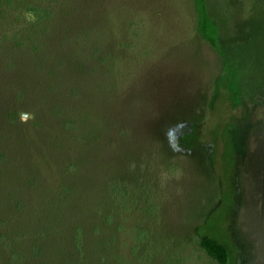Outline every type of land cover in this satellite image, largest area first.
I'll return each mask as SVG.
<instances>
[{"label":"rangeland","instance_id":"obj_1","mask_svg":"<svg viewBox=\"0 0 264 264\" xmlns=\"http://www.w3.org/2000/svg\"><path fill=\"white\" fill-rule=\"evenodd\" d=\"M207 2L224 57L192 0H0L9 43L29 7L55 17L35 59L0 39V226L28 264H219L204 235L264 264V102L242 106L264 94V0Z\"/></svg>","mask_w":264,"mask_h":264},{"label":"trees","instance_id":"obj_2","mask_svg":"<svg viewBox=\"0 0 264 264\" xmlns=\"http://www.w3.org/2000/svg\"><path fill=\"white\" fill-rule=\"evenodd\" d=\"M194 3V10L197 13V18H198V25H197V30L200 36L207 41L222 57L225 55L223 52V47L221 44V30L219 25L216 23L215 19L211 16L210 10H209V5L207 0H192ZM241 4L243 7V0H241ZM250 14V13H249ZM247 14L245 18L249 19L248 17L250 16ZM23 15L26 17V21L22 26L17 27L16 29H11L10 30V35L12 36V41L9 43L8 41V34L2 35L0 39L5 40L4 44H11L13 47V50L16 52L22 53V51L27 50L28 53H23L24 55L21 56V59L26 57H31L32 59H35L42 55L41 51L43 48V35L40 37L34 36V32L37 31L38 34H43V32L46 30L48 33L51 34V31H54L53 27V22L55 20V17H53V14L51 11H48L45 8H42L40 5L34 6V7H29L26 12L23 13ZM251 19V18H250ZM251 21V20H250ZM247 21V26L245 27L246 29L248 26H250L252 23ZM46 36V34H44ZM251 36V35H250ZM248 37V39L250 38ZM10 37V36H9ZM45 40V39H44ZM2 44V45H1ZM0 46H5L3 43H1ZM32 45V51H30L29 46ZM36 51L37 54L35 53ZM225 67L228 66V62L224 61ZM264 94L261 93L259 98H252L248 102L243 103L242 106H250V104L253 101H262L264 102ZM16 101L13 102V105L16 107V116L17 119L19 117V110L18 108L20 105L22 107L25 106L24 100L25 96L24 93L22 94H17L15 96ZM22 98V99H21ZM19 103V104H18ZM241 106V105H240ZM239 106V107H240ZM237 108V107H234ZM247 110V108H244ZM113 190L109 191V195H113L116 199H121L122 201L125 200L126 194H123V184L122 183H115L113 185ZM4 218H1L3 220ZM6 219V218H5ZM5 220L1 221V230L7 229L3 232L0 231V249L3 250L7 254V257L9 258V261H7L8 264H28L30 263V256L28 255L29 252L24 250L21 251V254L16 253V247L17 245H23L20 243L18 240H20L19 237L14 236L12 234V231L10 227H7L4 225ZM8 233V235H7ZM75 238V237H74ZM77 242L82 243L83 242V236L82 232L74 239V243L72 245L75 246ZM200 246L201 248L208 254L210 258L215 260L219 264H228L230 261V253L228 248L219 241L218 239L210 236V235H204L202 236L200 240ZM23 252V253H22ZM28 254H27V253ZM38 255V254H37ZM38 260V258H37ZM40 262V261H39ZM39 262H36L39 264ZM0 264H3L2 261ZM43 264V263H42Z\"/></svg>","mask_w":264,"mask_h":264}]
</instances>
